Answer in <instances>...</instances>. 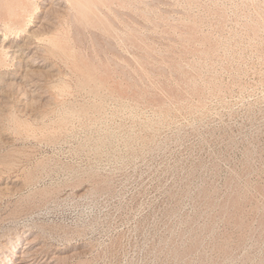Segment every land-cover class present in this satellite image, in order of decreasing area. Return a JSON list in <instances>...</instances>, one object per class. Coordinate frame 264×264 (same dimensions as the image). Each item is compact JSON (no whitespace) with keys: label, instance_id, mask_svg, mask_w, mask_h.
Wrapping results in <instances>:
<instances>
[{"label":"rangeland","instance_id":"1","mask_svg":"<svg viewBox=\"0 0 264 264\" xmlns=\"http://www.w3.org/2000/svg\"><path fill=\"white\" fill-rule=\"evenodd\" d=\"M3 1L0 0V81L4 84L0 82V110L4 111H0V264L8 259H12L9 264H15L13 255L24 246L37 250L50 264H264V0H106L108 5L100 7L103 9L95 13L88 27L70 20V12H64L58 0ZM6 8L14 14L15 25H5ZM140 10L149 14L144 11V16ZM200 18L205 20L202 25ZM75 25L79 30L74 32ZM94 32L101 36L95 37ZM105 39L113 44L106 45ZM152 54L158 60H152ZM164 60L171 62L162 63ZM154 69L159 70L156 73Z\"/></svg>","mask_w":264,"mask_h":264},{"label":"bare ground","instance_id":"2","mask_svg":"<svg viewBox=\"0 0 264 264\" xmlns=\"http://www.w3.org/2000/svg\"><path fill=\"white\" fill-rule=\"evenodd\" d=\"M4 1H5V0H4ZM4 1H3V2H4ZM30 1H31V0H30ZM48 1H49V0H48ZM110 1H111V0H110ZM123 1H125V0H123ZM123 1H122V2H123ZM133 1H134V0H133ZM133 1H131V2H133ZM181 1H182V0H181ZM183 1H184V0H183ZM188 1H189V0H188ZM195 1H198V0H195ZM199 1H200V0H199ZM199 1H198V2H199ZM238 1H239V0H238ZM248 1H249V0H248ZM251 1H252V0H251ZM251 1H250V2H251ZM262 1H263V0H262ZM1 2H2V1H1ZM35 2H36V1H35ZM44 2H45V1H44ZM44 2H43V3H44ZM50 2H52V0H51ZM57 2H60L59 4L62 5L63 10H65L64 12H67V13L70 12L69 15L72 17V19L70 18V20L75 19L76 21L79 22V24H81V25H85V26H87V27H88V25L90 24V19L95 17V13H96L99 9H100V10L103 9V8H100V7H105V8H106V4H107V3L105 4V2H107L106 0H60V1L58 0ZM57 2H56V3H57ZM118 2H119V1H118ZM120 2H121V1H120ZM122 2H121V3H122ZM131 2H130L129 4H131ZM193 2H194V1H193ZM242 2H243V1L241 0V3H242ZM250 2H249V3H250ZM263 2H264V1H263ZM4 3H5V2H4ZM121 3H120V4H121ZM133 3H134V2H133ZM187 3H188V2H187ZM189 3H191V0H190ZM189 3H188V4H189ZM255 3H257V2H255ZM28 4H29V3H28ZM49 4H50V3H49ZM51 4H52V3H51ZM51 4H50L49 7H51ZM116 4H117V3H116ZM125 4H126V2H125ZM129 4H128V5H129ZM200 4H201V3H200ZM247 4H248V3H247ZM259 4H260V3H259ZM5 5H6V4H5ZM32 5H33V4H32ZM45 5H46V4H45ZM57 5H58V3H57ZM107 5H108V4H107ZM111 5H113L112 2H111ZM192 5H193V4H192ZM195 5H196V4H195ZM197 5H198V4H197ZM238 5H240V2H239ZM241 5H242V4H241ZM241 5H240V6H241ZM250 5H251V4H250ZM256 5H257V4H256ZM261 5H262V4H261ZM261 5H260V6H261ZM29 6H30V5H29ZM43 6H44V5H43ZM113 6H114V5H113ZM113 6H112V7H113ZM118 6H120V5H118ZM118 6H117V7H118ZM131 6H132V4H131ZM190 6H191V5H190ZM199 6H200V5H199ZM204 6H205V5H204ZM209 6H210V5H209ZM248 6H249V5H248ZM248 6H247V7H248ZM31 7H32V6H31ZM38 7H39V6H38ZM59 7H60V6H59ZM109 7H110V5H109ZM121 7H123V5L120 6V8H121ZM132 7H133V6H132ZM202 7H203V5H202ZM238 7H239V6H238ZM251 7H252V5H251ZM263 7H264V6H263ZM34 8H35V7H34ZM42 8H44V7H42ZM42 8H41V9H42ZM52 8H53V6H52ZM55 8H56V7H55ZM115 8H116V7H115ZM115 8H114V9H115ZM120 8H119V9H120ZM208 8H209V7H208ZM219 8H220V7H219ZM219 8H218V9H219ZM254 8H255V7H254ZM254 8H253V9H254ZM107 9H108V8H107ZM110 9H112V8L110 7ZM114 9H113V10H114ZM123 9H124V8H123ZM126 9H127V8H125V10H126ZM131 9H132V8H131ZM212 9H213V8H212ZM218 9H217V11L220 12V10H218ZM243 9H244V8H243ZM49 10H50V9H49ZM49 10H48V12H49ZM51 10H52V9H51ZM55 10H56V9H55ZM113 10H112V11H113ZM115 10H116V9H115ZM127 10H128V9H127ZM133 10H134V9H133ZM149 10H150V9H149ZM221 10H223V9H221ZM240 10H242V9H240ZM259 10H260V9H258L257 11H259ZM18 11H19V10H18ZM108 11H109V9H108ZM112 11H110V14H112V13H111ZM122 11H123V10H122ZM131 11H132V10H131ZM140 11H141V10H140ZM140 11H139V12H140ZM144 11H145V10H144ZM144 11H141V12H144ZM213 11H214V10H213ZM245 11H246V10H245ZM245 11H244V12H245ZM250 11H251V10H250ZM252 11H254V10H252ZM32 12H33V10H32ZM42 12H44V10H43ZM52 12H53V11H52ZM52 12H51V13H52ZM59 12H60V10L58 11V13H59ZM61 12H62V10H61ZM116 12H118V10H116ZM116 12H115V13H116ZM120 12H121V11H120ZM132 12H133V11H132ZM145 12H147V10H146ZM145 12H144V14H145ZM208 12H209V11H208ZM242 12H243V10H242ZM242 12H241V13H242ZM6 13H7L8 17L6 16L7 19H6V21H4L5 25H6L7 23H8V24H11V23L14 24V20H15V19H14V14H13V13L11 12V10L8 9V8H6V12H5V14H6ZM37 13H38V12H37ZM62 13H63V12H62ZM67 13H65V14H67ZM100 13H101V12H100ZM105 13H106V12H105ZM105 13H104V16L107 14V13H106V14H105ZM118 13H119V12H118ZM147 13H148V12H147ZM147 13H146V14H147ZM210 13H211V12H210ZM221 13H222V12H221ZM223 13H224V12H223ZM246 13H247V11H246ZM248 13H252V12H248ZM259 13H260V12H259ZM263 13H264V12H263ZM30 14H31V13H30ZM35 14H36V13H35ZM44 14H47V13H44ZM120 14H121V13H120ZM146 14H145L144 16H147ZM148 14H149V13H148ZM218 14H219V13H218ZM42 15H43V14H42ZM51 15H52V14H51ZM96 15H97V14H96ZM100 15H101V14H100ZM114 15H115V14H114ZM209 15H210V14H209ZM243 15H244V14H243ZM257 15H258V14H257ZM263 15H264V14H263ZM263 15H262V16H263ZM3 16H5V15H3ZM53 16H54V15H53ZM57 16H59V15H57ZM62 16H63V15H62ZM64 16H65V15H64ZM64 16H63V17H64ZM67 16H68V14H67ZM106 16H107V15H106ZM108 16H109V15H108ZM111 16H112V15H111ZM117 16H118V15H117ZM117 16H115V17H117ZM148 16H149V15H148ZM213 16H215V15H213ZM252 16H253V15H252ZM252 16H251V17H252ZM254 16H255V15H254ZM259 16H260V15H259ZM6 17H4V18H6ZM102 17H103V16H102ZM109 17H110V16H109ZM109 17H108V18H109ZM188 17H189V15H188ZM191 17H192V16H191ZM191 17H190V18H191ZM193 17H194V16H193ZM223 17H225V16H223ZM245 17H246V16H245ZM248 17H249V16H247V18H248ZM41 18H42V17H41ZM45 18H46V17H45ZM50 18H51V17H50ZM56 18H57V17H56ZM56 18H55V19H56ZM61 18H62V17H61ZM119 18L122 19V16H120ZM149 18H150V17H149ZM159 18H160V17H159ZM162 18H165V17H162ZM201 18H202V17H201ZM201 18H200V19H201ZM209 18H210V17H209ZM217 18H218V16H217ZM219 18H220V17H219ZM260 18L263 19L262 17H260ZM260 18H259V20H260ZM53 19H54V18H53ZM104 19H105V18H104ZM116 19H117V18H116ZM193 19H195V18H193ZM200 19H199V20H200ZM242 19H243V18H242ZM251 19H252V18H251ZM255 19H256V18H255ZM1 20H2V19H1ZM1 20H0V21H1ZM20 20H21V19H20ZM41 20H42V19H41ZM44 20H45V19H44ZM51 20H52V18H51ZM58 20H59V19H58ZM70 20H69V22H70ZM109 20H111V18H110ZM123 20H124V18H123ZM146 20H148V19H146ZM149 20H150V19H149ZM178 20H179V19H178ZM181 20H182V19H180V21H181ZM186 20H187V19H186ZM188 20H189V19H188ZM190 20H191V19H190ZM202 20H204V18L200 20V25L203 24V23H202ZM218 20H220V19H218ZM224 20H225V19H224ZM257 20H258V19H257ZM16 21H17V20H16ZM16 21H15V24H16ZM42 21H43V20H42ZM105 21H106V20H105ZM124 21H126V20H124ZM124 21H123V22H124ZM165 21H166V19H165ZM184 21H185V20H184ZM191 21L194 22L193 20H191ZM197 21H198V20H196V22H197ZM211 21H212V20H211ZM225 21H226V20H225ZM245 21H247V20H245ZM245 21H244V22H245ZM251 21H252V20H251ZM251 21H250V23H251ZM58 22H59V21H58ZM61 22H62V21H61ZM94 22H95V21H94ZM106 22H108V21H106ZM111 22L113 23L114 20H113V21L111 20ZM123 22H122V23H123ZM126 22H127V21H126ZM186 22H187V21H186ZM189 22H190V21H189ZM204 22H205V20H204ZM221 22H223V21H221ZM256 22H257V21H256ZM258 22H259V21H258ZM261 22H262V21H261ZM17 23H19V22H17ZM43 23H44V22H43ZM54 23L57 25L56 22H54ZM65 23H66V22H65ZM73 23H75V21H74V22H73V21L71 22L72 25H73ZM122 23H121V24H122ZM130 23H131V22H130ZM177 23H178V22H177ZM177 23H176V24H177ZM201 23H202V24H201ZM206 23H207V22H206ZM246 23H247V22H246ZM254 23H255V22H254ZM15 24H14V25H15ZM63 24H64V23H63ZM66 24H67V23H66ZM66 24H65V25H66ZM92 24H93V23H92ZM108 24H109V22H108ZM113 24H115V23H113ZM124 24H125V22H124ZM124 24H123V25H124ZM126 24H127V23H126ZM131 24H132V23H131ZM181 24H182V23H181ZM181 24H180V25H181ZM189 24H191V22H190ZM212 24H213V23H212ZM222 24H223V23H222ZM222 24H220V25L222 26ZM244 24H245V23H244ZM258 24H260V23H258ZM258 24H257V26H258ZM44 25H45V24H44ZM68 25H69V24H68ZM76 25H77V22H76ZM76 25H75V26H76ZM128 25H129V24H128ZM172 25H174V24H172ZM180 25H178V26H180ZM193 25H194V23H193ZM208 25H209V24H208ZM251 25H252V24H251ZM261 25H262V23H261ZM20 26H21V25H20ZM42 26H43V25H42ZM46 26H47V25H46ZM48 26H49V25H48ZM59 26H61V25H59ZM85 26H84V27H85ZM90 26H91V25H90ZM92 26H94V25H92ZM118 26H119V25H118ZM174 26H175V25H174ZM174 26H173V27H174ZM196 26L199 27V25H197V24H196ZM248 26H250V25H248ZM248 26H247V27H248ZM255 26H256V25H255ZM1 27H2V26H1ZM1 27H0V28H1ZM21 27H22V26H21ZM56 27H58V26H56ZM64 27H65V26H64ZM69 27H70V26H69ZM78 27H79V26H76V28H74V26H73V28L75 29V30H73V31L75 32L76 29H77V31H78V30H79ZM84 27H82V29H84ZM104 27H105V26H104ZM111 27H112V26H111ZM116 27H117V26H116ZM131 27H132V26H131ZM175 27H176V26H175ZM180 27H181V26H180ZM183 27H185V25H184ZM183 27H181V28L183 29ZM191 27H192V26H191ZM198 27H197V28H198ZM247 27H246V30H247ZM27 28H28V27H27ZM41 28H42V27H41ZM43 28H44V27H43ZM45 28H46V27H45ZM45 28H44V29H45ZM47 28H48V27H47ZM52 28H53V27H51V29H52ZM54 28H55V27H54ZM54 28H53V29H54ZM58 28H60V27H58ZM67 28H68V26H67ZM85 28H86V27H85ZM90 28H91V27H90ZM90 28H88V29H90ZM112 28H113V27H112ZM124 28H125V27H124ZM129 28H130V27H129ZM129 28H128V29H129ZM171 28H172V27H171ZM171 28H170V29H171ZM181 28H180V29H181ZM194 28H195V26H194ZM199 28H200V27H199ZM217 28H219V27H217ZM220 28H222V27H220ZM244 28H245V27H244ZM255 28H256V27H255ZM255 28H252V29H254V31H255V30H257V29H255ZM257 28H258V27H257ZM3 29H4V28H3ZM13 29H14V28H13ZM38 29H39V28H38ZM53 29H52V30H53ZM69 29H71V28H69ZM105 29H106V28H105ZM114 29H115V28H114ZM125 29H127V28H125ZM131 29H132V28H131ZM135 29H136V28H135ZM135 29H134V30H135ZM167 29H168V28H167ZM172 29H173V28H172ZM172 29H171V30H172ZM182 29H181V30H182ZM185 29H187V28L185 27ZM192 29H193V28H192ZM214 29H215V28H214ZM249 29H250V28H249ZM261 29H262V28H261ZM0 30H1V29H0ZM41 30H42V29H41ZM52 30H51V31H52ZM55 30H56V29H55ZM84 30H85V29H84ZM86 30H87V29H86ZM134 30H133V31H134ZM136 30H138V29H136ZM164 30H165V29H164ZM171 30H170V32H171ZM190 30H191V28H190ZM5 31H6V30H5ZM9 31H10V30H9ZM9 31H8V34H9ZM14 31H15V30H14ZM28 31H29V29H28ZM37 31H38V30H37ZM37 31H36V33H37ZM61 31H62V30H61ZM64 31H65V33H66L67 29L64 30ZM88 31H89V30H88ZM95 31H96V30H95ZM98 31H99V30H98ZM102 31H103V30H102ZM116 31H117V30H116ZM116 31H115V32H116ZM120 31H121V30H120ZM128 31H129V30H128ZM188 31H189V29H188ZM195 31H196V30H195ZM248 31H249V30H248ZM248 31H247V32H248ZM259 31H260V30H259ZM11 32H12V31H11ZM26 32H27V31H26ZM26 32H24V33L26 34ZM29 32H30V31H29ZM40 32H41V31H40ZM45 32H47V31H45ZM68 32H70V30H69ZM81 32H84V31H81ZM91 32H92V31H91ZM91 32H90V33H91ZM103 32H104V31H103ZM123 32H124V31H123ZM166 32L168 33L167 30H166ZM166 32H165V33H166ZM173 32H174V31H173ZM176 32H178V30H177ZM184 32H186V31L184 30ZM184 32H182V33H184ZM196 32H197V31H196ZM250 32H251V31H250ZM256 32H257V31H256ZM5 33H6V32H5ZM19 33H20V32H19ZM36 33H35V34H36ZM49 33H50V32H49V30H48V34H49ZM58 33H59V32H58ZM58 33H57V34H58ZM62 33H63V32H62ZM77 33H80V32H77ZM77 33H76V34H77ZM127 33H128V32H127ZM130 33H131V32H130ZM174 33H175V32H174ZM190 33H191V31H190ZM190 33L187 32L188 36H189ZM211 33H214L213 30L211 31ZM248 33H249V32H248ZM252 33H253V32H252ZM258 33H260V32H258ZM258 33H257V34H258ZM14 34H15V33H14ZM30 34H31V35H35V34H32V33H30ZM30 34H28V35L30 36ZM39 34H40V33H39ZM68 34H69V33H68ZM72 34H73V32H72ZM76 34H74V35H72V36L75 37ZM80 34L83 35V33H80ZM86 34H87V33H86ZM88 34H89V33H88ZM94 34H95V32H94ZM96 34H97V33H96ZM96 34H95V37L101 36V35H99V32H98V35H97V36H96ZM100 34H101V33H100ZM119 34H121V33H119ZM124 34H126V33H124ZM132 34H135V33L133 32ZM139 34H140V33H139ZM175 34H176V33H175ZM187 34H186V35H187ZM203 34H204V33H203ZM18 35H21V34H18ZM28 35H27V36H28ZM44 35H45V34H44ZM50 35H51V34H50ZM55 35H56V32H54V36H55ZM58 35H59V34H58ZM60 35H61V34H60ZM91 35H92V33H91ZM91 35H90V37H91ZM103 35H104V34H103ZM105 35H106V34H105ZM170 35H171V34H170ZM182 35H184V34H182ZM195 35H196V34H195ZM198 35H199V34H198ZM204 35H205V34H204ZM208 35H209V34H208ZM3 36H4V35H3ZM24 36H25V35H24ZM27 36H26V37H27ZM35 36H36V35H35ZM35 36H34V37H35ZM61 36H63V35H61ZM66 36H67V34H66ZM68 36H69V35H68ZM68 36H67V37H68ZM77 36H79V34H78ZM88 36H89V35H88ZM112 36H113V35H112ZM120 36H122V35H120ZM142 36H143V34H142ZM188 36H187V37H188ZM190 36H192V35H190ZM199 36H200V35H199ZM253 36H254V34H253ZM259 36H260V35H259ZM32 37H33V36H32ZM32 37H31V38H32ZM36 37H37V36H36ZM36 37H35V38H36ZM38 37H39V36H38ZM41 37H42V36H41ZM56 37H57V36H56ZM58 37L60 38V36H58ZM63 37H64V36H63ZM63 37H62V38H63ZM67 37H65V39H66ZM74 37H72V38H74ZM79 37H81V36H79ZM95 37H94V35H93V37H91V38H93V40H94ZM103 37H104V36H103ZM122 37H123V36H122ZM133 37H134V36H133ZM137 37H138V36H137ZM144 37H145V36H144ZM178 37H179V36H178ZM200 37H201V36H200ZM200 37H199V38H200ZM205 37H206V35H205ZM211 37H212V35H211ZM213 37H214V36H213ZM250 37H251V36H250ZM254 37H255V36H254ZM21 38H22V37H21ZM29 38H30V37H29ZM35 38H32V39L34 40ZM53 38H54V37H53ZM75 38H76V37H75ZM83 38H84V35H83ZM88 38H89V37H88ZM123 38H124V37H123ZM145 38H146V37H145ZM176 38H177V36H176ZM208 38H209V36H208ZM255 38L258 39V37H255ZM2 39H3V38H2ZM27 39H28V38H26V40H27ZM44 39H45V38H44ZM55 39H57V38H55ZM63 39H64V38H63ZM63 39H62V40H63ZM81 39H82V37H81ZM81 39H77V40H81ZM98 39H102V37H101V38H98ZM130 39H131V38H130ZM132 39H133V38H132ZM135 39H137V38L135 37ZM184 39H185V38H184ZM189 39H190V38H189ZM189 39H187V40H189ZM193 39H194V38H193ZM201 39H203V38H201ZM209 39H210V38H209ZM214 39H216V38H214ZM253 39H254V38H253ZM6 40H7V39H6ZM19 40H20V39H19ZM28 40H30V39H28ZM47 40H48V38H47ZM103 40H104V39H103ZM103 40H102V42H103ZM105 40H107V39H105ZM116 40H117V39H116ZM133 40H134V39H133ZM185 40H186V39H185ZM185 40H184V42H185ZM191 40H192V39H191ZM8 41H9V39H8ZM31 41H32V40H31ZM39 41H40V40H39ZM44 41H45V40H44ZM44 41H42V42H44ZM73 41H74V39H73ZM73 41H71V43H70V42H69V43L72 44ZM85 41H86V39H85ZM95 41H96V40H95ZM95 41H94V42H95ZM100 41H101V40H100ZM100 41H99V42H100ZM126 41H127V40H126ZM128 41H129V40H128ZM192 41H193V40H192ZM194 41L197 42L196 40H194ZM198 41H199V40H198ZM203 41H204V40H203ZM5 42H7V41H5ZM10 42H12V41H10ZM26 42H27V41H26ZM26 42H25V43H26ZM67 42H68V41H67ZM78 42H79V41H78ZM81 42H82V40H81ZM96 42L98 43V41H96ZM96 42H95V43H96ZM108 42H109V41L107 40V42H106L107 44H106V45H108ZM110 42H111V41H110ZM110 42H109V44H110ZM112 42H113V41H112ZM112 42H111V43H112ZM140 42H141V41H140ZM142 42H144V41H142ZM181 42H182V41H181ZM190 42H191V41L189 40V43H190ZM205 42H206V41H205ZM218 42H219V41H218ZM1 43H2V42H1ZM3 43H4V42H3ZM14 43H15V42H14ZM28 43H29V42H28ZM49 43H50V41H49ZM49 43H47V44H49ZM74 43H76V42H74ZM82 43H83V42H82ZM84 43H85V42H84ZM104 43H105V42H104ZM118 43H119V42H118ZM146 43H147V42H146ZM178 43H179V42H178ZM186 43H187V42H186ZM200 43H202V42L200 41L199 44H200ZM206 43H208V41H207ZM212 43L215 44V42H212ZM255 43H256V42H255ZM17 44H20V42L17 43ZM17 44H15V45H17ZM35 44H36V46H37V43H36V42H35ZM41 44H42V43H41ZM65 44H66V43H65ZM70 44H69V45H70ZM98 44H99V43H98ZM112 44H113V43H112ZM120 44H121V43H120ZM127 44H128V43H127ZM127 44H126V45H127ZM132 44H133V43H132ZM138 44H139V42H138ZM138 44L136 43V45H138ZM141 44H142V43H141ZM148 44H149V43H148ZM179 44H180V43H179ZM208 44H211V43L209 42ZM1 45H2V44H1ZM1 45H0V46H1ZM4 45H5V44H4ZM24 45H25V44H24ZM26 45H27V44H26ZM38 45H39V44H38ZM56 45H57V44H56ZM61 45H62V44H61ZM63 45H64V44H63ZM76 45H77V44H76ZM84 45H85V44H84ZM88 45H89V44H88ZM88 45H87V46H88ZM94 45H95V44H94ZM100 45H101V44H100ZM116 45H117V44H116ZM116 45H114V46H116ZM124 45H125V44H124ZM133 45H134V44H133ZM152 45H153V44H152ZM181 45H182V44H181ZM188 45H189V44H188ZM197 45H198V42H197ZM197 45H196V47H197ZM200 45H202V44H200ZM212 45H213V44H212ZM21 46H22V45H21ZM44 46H45V45H44ZM47 46H48V45H47ZM47 46L45 47L46 49H47ZM49 46H50V44H49ZM51 46L53 47L52 44H51ZM81 46H82V45H81ZM96 46H97V44H96ZM150 46H151V45H150ZM153 46H154V45H153ZM179 46H180V45H179ZM179 46H178V47H179ZM182 46H183V45H182ZM189 46H190V45H189ZM202 46H203V45H202ZM17 47H18V46H17ZM33 47H34V46H33ZM40 47H41V45H40ZM40 47H39V48H40ZM74 47H75V46H74ZM84 47H85V46H84ZM94 47H95V46H94ZM100 47L102 48V46H100ZM100 47H98V48L100 49ZM123 47H126V46H123ZM132 47H135V46H132ZM144 47H145V46H144ZM187 47H188V46H187ZM187 47H186V48H187ZM194 47H195V45H194ZM214 47H215V46H214ZM216 47H218V44H217ZM1 48H2V47H1ZM4 48H5V47H4ZM28 48H29V46H28ZM31 48H32V47H31ZM35 48H36V47H35ZM41 48H42V47H41ZM66 48H67V47H66ZM71 48H72V46H71ZM76 48H77V50L80 49V48H78V47H76ZM82 48H83V47H82ZM82 48H81V49H82ZM92 48H93V47H92ZM114 48H115V47H113L112 49H114ZM154 48H155V47H154ZM182 48H183V47H182ZM188 48H190V47H188ZM7 49H8V48H7ZM52 49H53V48H52ZM62 49H63V48H62ZM74 49H75V48H74ZM74 49H73V50H74ZM88 49H89V48H88ZM108 49H109V46H108ZM110 49H111V47H110ZM112 49H111V50H112ZM122 49H123V48H122ZM183 49H184V48H183ZM27 50H28V49H27ZM35 50H36V49H35ZM64 50H66V49H64ZM64 50H63V51H64ZM93 50H94V49H93ZM93 50H92V51H93ZM116 50H117V49H116ZM133 50H134V49H133ZM145 50H146V48L144 49V52H145ZM154 50H155V49H154ZM194 50H195V49H193V52H194ZM211 50H212V49L210 48V51H211ZM4 51H5V50H4ZM7 51H8V50H7ZM10 51H11V50H10ZM30 51H32V50H30ZM36 51H37V50H36ZM39 51H40V50H39ZM49 51H50V50H49ZM71 51H72V49H71ZM79 51H80V50H79ZM82 51H83V49H82ZM82 51H81V52H82ZM89 51H90V49L88 50V52H89ZM99 51H100V53H101V52L103 51V48H102V51H101V50H99ZM104 51H105V50H104ZM113 51H114V50H113ZM117 51H118V50H117ZM130 51H131V50H130ZM157 51H158V50H157ZM171 51H172V50H171ZM181 51H183V50H181ZM196 51H199V50L197 49ZM215 51H216V50H215ZM217 51H218V50H217ZM0 52H1V51H0ZM17 52H19V51H17ZM23 52H24V51H23ZM40 52H42V51H40ZM60 52H61V51H60ZM60 52H59V53H60ZM90 52H91V51H90ZM96 52H97V51H96ZM105 52H106V51H105ZM107 52L109 53V51H107ZM128 52H129V51H128ZM128 52H127V53H128ZM135 52H136V51H135ZM150 52H151V51H150ZM172 52H173V51H172ZM175 52H176V51H175ZM179 52H180V51H179ZM179 52H178V53H179ZM200 52H201V51H200ZM205 52H206V50H205ZM207 52H209V51H207ZM2 53H3V52H2ZM14 53H15V52H14ZM36 53H37V52H36ZM57 53H58V52H57ZM83 53H84V51H83ZM137 53H138V52H137ZM139 53H140V52H139ZM190 53H192V52H190ZM194 53H195V52H194ZM0 54H1V53H0ZM15 54H16V53H15ZM18 54H19V53H18ZM67 54H68V53H67ZM67 54H66V55H67ZM69 54H71V53H69ZM79 54H80V52H79ZM79 54H78V55H79ZM90 54H91V53H90ZM92 54H93V53H92ZM102 54H104V53H102ZM113 54H114V53H113ZM113 54H110V55H113ZM134 54H135V53H134ZM134 54H133V56L135 57ZM142 54H143V53H142ZM157 54H158V53H157ZM182 54H183V53H182ZM185 54H186V53H185ZM185 54H184V55H185ZM199 54H200V53H199ZM201 54H202V53H201ZM203 54H204V53H203ZM211 54H212V53H211ZM211 54H210V55H211ZM5 55H6V54H5ZM5 55H4V56H5ZM38 55H39V53H38ZM52 55H54V53H52ZM71 55H72V54H71ZM75 55H76V54H75ZM78 55H77V56H78ZM81 55H82V54H81ZM99 55H100V54H99ZM143 55H144V54H143ZM154 55H155V54H154ZM197 55H198V54H197ZM205 55H206V54H205ZM214 55H215V54H214ZM4 56H2V57H4ZM42 56H43V55H42ZM49 56H50V55H49ZM102 56H103V55H102ZM102 56H100V58H101ZM104 56H105V54H104ZM104 56H103V57H104ZM126 56H127V55H126ZM156 56H157V55H156ZM158 56H159V55H158ZM180 56H181V54H180ZM5 57H6V56H5ZM9 57H10V56H9ZM9 57H8V58H9ZM29 57H30V56H29ZM50 57H51V56H50ZM52 57H53V56H52ZM71 57H72V56H71ZM103 57H102V58H103ZM108 57H109V55H108ZM131 57H132V56H131ZM134 57H133V58H134ZM140 57H141V56H140ZM144 57H145V56H143V58H144ZM152 57H153L152 60H154V58L156 59V57H154L153 54H152ZM168 57H169V56H168ZM178 57H179V56H178ZM198 57H199V55H198ZM203 57H204V56H203ZM214 57H215V56H214ZM14 58H15V57H14ZM34 58H35V57H34ZM48 58H49V57H48ZM54 58H55V56H54ZM59 58H60V57H59ZM67 58H68V57H67ZM69 58H70V57H69ZM69 58H68V59H69ZM83 58H86V57H82V59H83ZM88 58H89V57H88ZM93 58H94V57H93ZM96 58H98V57L96 56ZM129 58H130V57H129ZM136 58H137V57H136ZM138 58H139V57H138ZM146 58H147V57H146ZM187 58H188V57H187ZM200 58H201V57H200ZM209 58H210V57H209ZM40 59H41V58H40ZM52 59H53V58H52ZM57 59H58V58H57ZM60 59H61V58H60ZM64 59H65V58H64ZM86 59H87V58H86ZM89 59H91V57H90ZM104 59H105V58H104ZM104 59H102V60H104ZM108 59H109V58H108ZM110 59H111V57H110ZM110 59H109V60H110ZM124 59H125V58H124ZM126 59H127V58H126ZM134 59H135V58H134ZM149 59H150V58H149ZM160 59H161V58H160ZM173 59H174V57H173ZM178 59H179V58H178ZM183 59H184V58H183ZM214 59H215V58H214ZM2 60H3V59H2ZM8 60H9V59H8ZM48 60H50V58H49ZM53 60H54V59H53ZM58 60H59V59H58ZM91 60H92V59H91ZM105 60H106V59H105ZM140 60H141V58H140ZM144 60L147 61L146 59H144ZM152 60H151V61H152ZM156 60H158V59H156ZM171 60H172V59H171ZM201 60H202V59H201ZM207 60H208V59H207ZM12 61H13V59H12ZM19 61H20V59H19ZM19 61H18V62H19ZM30 61H31V59H30ZM40 61H41V60H40ZM44 61H45V58H44ZM44 61H43V62H44ZM54 61H55V60H54ZM56 61H57V60H56ZM59 61H62V62H63V60H59ZM64 61H66V60H64ZM79 61H80V60H79ZM97 61H98V60H97ZM124 61H125V60H124ZM124 61H123V62H124ZM127 61H128V60H127ZM132 61H133V60H132ZM142 61H143V60H142ZM145 61H144V62H145ZM167 61H169V60H166V62H165V60H164V62H162V63H165V64H166ZM178 61H179V60H178ZM5 62H6V61H5ZM16 62H17V60H16ZM31 62H32V64H33L34 60L31 61ZM41 62H42V61H41ZM72 62H76V61H72ZM84 62H85V61H84ZM87 62H88V61H87ZM100 62H101V61H100ZM116 62H117V61H116ZM116 62H115V63H116ZM120 62H121V61H120ZM129 62H130V60H129ZM135 62H136V61H135ZM147 62H148V61H147ZM153 62H155V61H153ZM159 62H160V61H159ZM169 62H171V61H169ZM172 62H173V60H172ZM179 62H180V61H179ZM210 62H211V60H210ZM6 63H7V62H6ZM20 63H21V62H20ZM39 63H40V62H39ZM49 63H50V62H49ZM76 63H78V60H77ZM94 63H95V62H94ZM106 63L108 64V62H106ZM115 63H114V64H115ZM117 63H119V62H117ZM157 63H158V62H157ZM180 63H181V62H180ZM188 63H189V61H188ZM21 64H22V63H21ZM46 64H48V63H46ZM55 64H56V63H55ZM65 64H66V63H65ZM91 64H92V63H91ZM99 64H101V63H99ZM103 64H104V62H103ZM110 64H111V63H110ZM119 64H120V63H119ZM126 64L128 65V63H126ZM133 64H134V63H133ZM133 64H132V65H133ZM148 64H149V63H148ZM151 64H152V63H151ZM151 64H150V65H151ZM160 64H161V63H160ZM174 64H175V63H174ZM174 64H173V65H174ZM192 64H193V63H192ZM71 65H72V64H71ZM81 65H83L82 62H81ZM93 65H94V64H93ZM108 65H109V64H108ZM108 65H107V66H108ZM115 65H117V64H115ZM121 65H122V64H121ZM152 65H153V64H152ZM154 65H155V64H154ZM182 65H183V64H182ZM190 65H191V63H190ZM193 65H194V64H193ZM195 65H196V64H195ZM0 66H2V64H1ZM18 66H19V65H18ZM48 66H49V65H48ZM51 66H52V65H51ZM51 66H49V67L51 68ZM55 66H56V65H55ZM97 66H98V65H97ZM99 66H100V65H99ZM122 66H123V65H122ZM130 66H131V65H130ZM139 66H140V65H139ZM148 66H149V65H148ZM183 66H185V65H183ZM52 67H53V66H52ZM120 67H121V66H120ZM132 67H134V66H132ZM136 67H137V66H136ZM157 67H158V66H157ZM170 67H172V66H170ZM179 67H180V66H179ZM188 67H189V66H188ZM193 67H194V66H193ZM196 67H197V65H196ZM18 68H19V67H18ZM96 68H97V67H96ZM108 68H109V67H108ZM121 68H122V67H121ZM123 68H124V67H123ZM126 68H127V66H126ZM128 68H129V66H128ZM128 68H127V70H128ZM134 68H135V67H134ZM146 68H147V67H146ZM158 68H159V67H158ZM172 68H173V67H172ZM176 68H178V67H176ZM181 68H182V67H181ZM184 68H185V67H184ZM20 69H21V68H20ZM30 69H31V68H30ZM41 69H42V68H41ZM45 69H46V68H45ZM82 69H83V68H82ZM88 69H89V68H88ZM117 69H118V68H117ZM129 69H130V68H129ZM132 69H133V68H132ZM132 69H131V70H132ZM149 69H150V68H149ZM151 69H153V68H151ZM159 69H161V68H159ZM159 69H158V70H159ZM22 70H23V69H22ZM49 70H50V69H49ZM53 70H54V69H53ZM70 70H71V69H70ZM89 70H90V69H89ZM97 70H98V68H97ZM101 70H102V69H101ZM105 70H106V69H105ZM112 70H113V69H112ZM127 70H126V71H127ZM134 70H135V69H134ZM136 70H137V69H136ZM143 70H144V69H143ZM154 70H155V69H154ZM154 70H152V71H154ZM156 70H157V69H156ZM156 70H155V71H156ZM158 70H157V71H158ZM168 70H170V69H168ZM172 70H173V69H172ZM2 71H3V70H2ZM2 71H1V72H2ZM18 71H19V70H18ZM30 71H31V70H30ZM30 71H29V72H30ZM32 71H33V70H32ZM35 71H36V70H35ZM35 71L33 72V74L36 73ZM81 71H82V70H81ZM122 71H124V70H122ZM138 71H139V70H138ZM138 71H137V72H138ZM152 71H151V72H152ZM157 71H156V73H157ZM160 71H161V70H160ZM160 71H159V72H160ZM162 71H163V70H162ZM162 71H161V74H162ZM170 71H171V70H170ZM173 71H174V70H173ZM189 71H190V70H189ZM1 72H0V73H1ZM9 72H10V71H9ZM9 72H8V73H9ZM20 72H21V71H20ZM24 72H27V71H25V69H24ZM37 72H38V70H37ZM57 72H58V71H56L55 73H57ZM76 72H77V71H76ZM93 72H94V71H93ZM98 72H99V71H98ZM100 72H101V71H100ZM110 72H111V71H110ZM117 72H118V71H117ZM144 72H146V71H144ZM166 72H167V71H166ZM14 73H15V72H14ZM47 73H48V72H47ZM50 73H51V72H50ZM50 73H49V75H50ZM103 73H104V70H103ZM106 73H107V72H106ZM108 73H109V72H108ZM108 73H107V74H108ZM120 73H122V72H120ZM128 73H129V72H128ZM141 73H142V72H141ZM141 73H140V74H141ZM148 73H149V72H148ZM154 73H155V72H154ZM156 73H155L154 75H157ZM168 73H169V72H168ZM168 73H167V74H168ZM171 73H172V72H171ZM194 73H195V72H194ZM6 74H7V73H6ZM16 74H17V73H16ZM28 74H32V72H31V73H28ZM36 74H37V73H36ZM36 74H35V75H36ZM43 74H44V73H43ZM110 74H111V73H110ZM112 74H113V73H112ZM112 74H111V76H112ZM114 74H115V73H114ZM132 74H133V73H132ZM134 74L136 75V73H134ZM134 74H133L132 76H134ZM144 74H146V73H144ZM191 74H192V73H191ZM198 74H199V73H198ZM11 75H12V74H11ZM18 75H19V74H18ZM18 75H17V76H18ZM21 75H22V74H21ZM21 75H20V76H21ZM25 75H26V73H25ZM35 75H34V76H35ZM53 75H54V74H53ZM104 75H106V74L104 73ZM121 75H123V73H122ZM121 75H120V76H121ZM129 75H131V74H129ZM138 75H139V74H138ZM138 75H137V76H138ZM147 75H148V74H147ZM171 75H172V74H171ZM192 75H193V74H192ZM194 75H195V74H194ZM3 76H4V75H3ZM5 76H6V75H5ZM14 76H15V75H14ZM36 76H37V75H36ZM41 76H44V75L41 74L40 77H41ZM50 76H52V74H51ZM50 76H49V77H50ZM54 76H55V75H54ZM54 76H53V77H54ZM57 76H58V75H57ZM108 76L110 77V75H108ZM115 76H116V75H115ZM124 76H125V74H124ZM158 76H159V75H158ZM158 76H157V77H158ZM163 76H164V75H162V77H163ZM168 76H169V75H168ZM168 76H167V77H168ZM178 76H179V75H178ZM210 76H211V75H210ZM6 77H7V76H6ZM28 77H30V76H28ZM38 77H39V75H38ZM38 77H35V78H38ZM46 77H47V76H46ZM55 77H56V76H55ZM55 77H54V78H55ZM84 77H85V76H84ZM96 77H97V76H96ZM211 77H212V76H211ZM0 78H1V77H0ZM10 78H11V77H10ZM22 78H23V76H22ZM107 78H108V77H107ZM118 78H120V77H118ZM139 78H140V77H139ZM147 78H148V76H147ZM151 78H153V77H151ZM165 78H166V77H165ZM189 78H190V76H189ZM2 79H3V78H2ZM17 79H18V78H17ZM42 79H43V78H42ZM86 79H87V78H86ZM86 79H85V80H86ZM97 79H98V78H97ZM111 79H112V78H111ZM111 79H110V80H111ZM116 79H117V78H116ZM129 79H130V78H129ZM129 79H127V80H129ZM131 79H133V78L131 77ZM134 79H135V78H134ZM158 79H159V78H158ZM167 79H168V78H167ZM167 79H166V81H167ZM181 79H183V78H181ZM8 80H9V79H8ZM23 80H24V79H23ZM23 80H22V81H23ZM30 80H31V79H30ZM38 80H39V79H38ZM45 80H46V79H45ZM48 80H49V79H48ZM55 80H56V79H55ZM57 80H60V79H57ZM81 80H82V79H81ZM141 80H142V79H141ZM145 80H146V79H145ZM168 80H169V79H168ZM214 80H215V79H214ZM1 81H2V80H1ZM1 81H0V82H1ZM18 81H19V80H18ZM43 81H44V80H43ZM49 81H50V80H49ZM52 81H53V80H52ZM64 81H65V80H64ZM87 81H88V79H87ZM105 81H106V79H105ZM107 81H108V80H107ZM107 81H106V82H107ZM115 81H117V80H115ZM118 81H119V80H118ZM143 81H144V80H143ZM182 81H183V80H182ZM185 81H186V80H185ZM209 81H210V80H209ZM212 81H213V80H212ZM25 82H26V81H25ZM41 82H42V81H41ZM56 82H57V81H56ZM58 82H59V81H58ZM58 82H57V83H58ZM62 82H63V81H62ZM96 82H97V81H96ZM101 82H102V81H101ZM123 82H124V81H123ZM128 82H129V81H128ZM159 82H160V81H159ZM176 82H178V81H176ZM27 83H28V82H27ZM29 83H30V82H29ZM34 83H35V82H34ZM34 83H33V84H34ZM38 83H39V82H38ZM44 83H45V81H44ZM50 83H51V82H50ZM50 83H47V84H50ZM52 83H53V82H52ZM52 83H51V84H52ZM87 83H88V82H87ZM108 83H109V82H108ZM113 83H114V82H113ZM130 83H131V82H130ZM132 83H135V81L132 82ZM141 83L143 84V82H141ZM141 83H140V84H141ZM150 83H151V82H150ZM163 83H164V82H163ZM187 83H188V82H187ZM191 83H192V82H191ZM1 84L4 85L2 82H1ZM10 84H11V83H10ZM10 84H9V85H10ZM14 84H15V83H14ZM21 84H22V83H21ZM25 84H26V83H25ZM96 84H97V83H96ZM125 84H127L126 81H125ZM135 84H136V83H135ZM145 84H146V83H145ZM145 84H144V85H145ZM159 84H160V83H159ZM168 84H169V83H168ZM188 84H189V83H188ZM17 85H19V84H17ZM27 85H28V84H27ZM43 85H44V87H45V84H43ZM56 85H57V84H56ZM58 85H59V84H58ZM60 85H61V84H60ZM70 85H71V84H70ZM85 85H86V84H85ZM111 85H112V84H111ZM115 85H117V84H115ZM137 85H138V84H137ZM170 85H171V84H170ZM170 85H169V86H170ZM190 85H191V84H190ZM14 86H15V85H14ZM20 86H21V85H20ZM31 86H32V85H31ZM35 86H36V85H35ZM47 86H48V85H47ZM108 86H109V85H108ZM119 86H120V84H119ZM119 86H118V87H119ZM128 86H129V85H128ZM131 86H132V85H131ZM145 86H146V85H145ZM149 86H150V85H148V86H146V87H149ZM156 86H157V85H156ZM174 86H175V85H174ZM187 86H188V85H187ZM194 86H195V85H194ZM198 86H199V85H198ZM211 86H212V84H211ZM214 86H215V85H214ZM2 87H3V86H2ZM12 87H13V84H12ZM12 87H10V88H12ZM23 87H24V86H23ZM23 87H22V89H23ZM36 87H37V86H36ZM41 87H42V85H41ZM44 87H43V88H44ZM54 87H55V86H54ZM69 87H70V86H69ZM92 87H93V86H92ZM125 87H126V86H125ZM129 87H130V86H129ZM134 87H135V85H134ZM159 87H160V86H159ZM162 87H163V86H162ZM188 87H189V86H188ZM212 87H213V86H212ZM3 88H4V87H3ZM3 88H2V89H3ZM15 88H16V87H15ZM17 88H18V87H17ZM17 88H16V89H17ZM26 88H27V87H26ZM26 88H24V89H26ZM39 88H40V87H39ZM48 88H49V87H48ZM52 88H53V87H52ZM76 88H77V87H76ZM123 88H124V87H123ZM123 88H122V89H123ZM132 88H133V86H132ZM132 88H131V89H132ZM141 88H142V87H141ZM151 88H152V87H151ZM160 88H161V87H160ZM170 88H171V87H170ZM193 88H194V87H193ZM196 88L199 89L198 87H196ZM208 88H209V86H208ZM32 89H33V87H32ZM54 89H55V88H54ZM54 89H53V91H54ZM70 89H71V88H70ZM93 89H94V87H93ZM96 89H98V88H96ZM96 89H95V91H96ZM101 89H102V88H101ZM111 89L113 90V88H111ZM115 89H116V87L114 88V91H115ZM126 89H127V88H126ZM146 89L148 90V89H150V87H149V88H146ZM177 89H178V88H177ZM180 89H182V88L180 87ZM190 89H191V88H190ZM204 89H205V88H204ZM3 90H5V89H3ZM11 90H12V89H11ZM18 90H19V88H18ZM46 90H47V89H46ZM46 90L44 89V92H46ZM55 90H56V89H55ZM58 90H59V89H58ZM83 90H84V89H83ZM119 90H120V89H119ZM123 90H124V89H123ZM136 90H137V89H136ZM140 90H141V89H140ZM163 90H164V89H163ZM169 90H170V89H169ZM202 90H203V89H202ZM202 90H201V91H202ZM213 90H214V89H213ZM9 91H10V90H9ZM50 91H51V90H50ZM50 91L48 90L47 92H50ZM61 91H63V90H61ZM67 91H68V90H67ZM81 91H82V90H81ZM93 91H94V90H93ZM103 91H104V90H103ZM117 91H118V90H117ZM128 91H129V90H128ZM144 91H145V90H144ZM156 91H157V90H156ZM164 91H165V90H164ZM174 91H175V89H174ZM215 91H216V89H215ZM1 92H2V91H1ZM7 92H8V91H7ZM16 92H20V91H17V90H16ZM23 92H24V90H23ZM33 92H34V91H33ZM40 92H41V91H40ZM44 92H43V93H44ZM122 92H123V91H122ZM131 92H133V91H131ZM152 92H153V91H152ZM157 92H158V91H157ZM171 92H172V91H171ZM177 92H178V91H177ZM21 93H22V92H21ZM29 93H31V92H29ZM52 93H54V92H52ZM55 93H56V92H55ZM89 93H90V92H89ZM105 93H106V92H105ZM113 93H114V92H113ZM118 93H119V92H118ZM134 93H135V92H134ZM139 93H140V92H139ZM146 93H148V92H146ZM166 93H167V91H166ZM6 94H7V93H6ZM8 94H9V93H8ZM13 94H14V93H13ZM13 94H12V96H13ZM27 94H28V93H27ZM32 94H33V93H32ZM32 94H30V95L32 96ZM35 94H39V93L36 92ZM44 94H46V93H44ZM44 94H42V95H44ZM58 94H59V93H58ZM66 94H67V93H66ZM100 94H101V93H100ZM119 94H121V93H119ZM119 94H118V95H119ZM123 94H124V93H123ZM135 94H136V93H135ZM137 94H138V93H137ZM150 94H152V93H150ZM160 94H161V92H160ZM167 94H168V93H167ZM172 94H174V93H172ZM10 95H11V94H10ZM10 95H8V98L11 97ZM23 95H24V94H23ZM39 95H40V94H39ZM39 95L36 96V98L39 97ZM59 95H60V94H59ZM61 95H62V94H61ZM64 95H65V94H64ZM131 95H132V94H131ZM142 95H143V94H142ZM180 95H181V94H180ZM1 96H2V95H1ZM21 96H22V95L20 94V97H21ZM31 96H30V98H33V97H31ZM45 96H46V95H45ZM51 96H52V95H51ZM62 96H63V95H62ZM96 96H97V95H96ZM100 96H101V95H100ZM109 96H110V95H109ZM111 96H112V95H111ZM122 96H124V95H122ZM140 96H141V95H140ZM153 96H154V95H153ZM155 96H156V95H155ZM157 96H158V94H157ZM173 96H174V95H173ZM173 96H171V97H173ZM188 96H189V95H188ZM5 97H7V96H5ZM13 97H14V96H13ZM17 97L19 98V95H18ZM22 97H23V96H22ZM57 97H58V96H57ZM97 97H98V96H97ZM97 97H96V98H97ZM168 97H169V96H168ZM181 97L183 98V97H185V96L182 95ZM42 98H43V97H42ZM46 98H47V97H46ZM51 98H52V97H51ZM58 98H59V97H58ZM149 98H150V97H149ZM152 98H154V97H152ZM156 98H157V97H156ZM156 98H155V99H156ZM158 98H160V97H158ZM185 98H186V97H185ZM188 98H189V97H188ZM12 99H13V98H12ZM23 99H24V98H23ZM26 99H27V98H26ZM33 99H34V98H33ZM37 99H38V98H37ZM47 99H48V98H47ZM49 99H50V97H49ZM167 99H168V98H167ZM186 99H187V98H186ZM10 100H11V99H10ZM10 100H9V101H10ZM14 100H15V98H14ZM16 100H17V99H16ZM20 100H21V98H20ZM27 100H28V99H27ZM29 100H30V99H29ZM50 100H51V99H50ZM50 100H49V101H50ZM134 100H135V99H134ZM140 100H141V99H140ZM144 100H145V99H144ZM144 100H143V102H144ZM158 100H159V99H158ZM158 100H157V101H158ZM180 100H181V98H180ZM5 101L7 102L8 100H5ZM9 101H8V102H9ZM24 101H25V100H24ZM37 101H38V100H37ZM118 101H119V100H118ZM151 101H152V100H151ZM154 101H156V100H154ZM160 101H161V100H160ZM170 101H171V100H169V102H170ZM175 101H176V100H175ZM182 101H183V100H182ZM188 101H189V100H188ZM198 101H199V100H198ZM18 102H19V100H18ZM32 102H34V100H32ZM35 102H36V100H35ZM51 102H52V101H51ZM179 102H181V101H179ZM183 102H184V101H183ZM183 102H182V103H183ZM202 102H203V101H202ZM1 103H3V102H1ZM1 103H0V104H1ZM9 103H10V102H9ZM9 103H8V104H9ZM14 103H15V102H14ZM16 103H17V102H16ZM16 103H15V104H16ZM19 103L21 104V102H19ZM30 103H31V102H30ZM30 103H29V104H30ZM48 103H49V102H47V105H46L47 107L49 106ZM53 103H54V102H53ZM58 103H59V102H58ZM61 103H63L62 100H61ZM159 103H160V102H159ZM161 103H162V102H161ZM172 103H173V102H172ZM22 104H23V103H22ZM121 104H122V102H121ZM153 104H154V103H153ZM162 104H163V103H162ZM162 104H161V105H162ZM177 104H178V103H177ZM1 105H2V104H1ZM17 105H19V104L17 103ZM30 105H32V104H30ZM34 105L36 106V103H34ZM34 105H33V106H34ZM37 105H38V104H37ZM140 105H141V104H140ZM143 105H144V104H143ZM147 105H148V104H147ZM175 105H176V104H175ZM185 105H186V104H185ZM5 106H6V105H5ZM15 106H16V105H15ZM35 106H34V108L37 107V106H36V107H35ZM41 106H42V105H41ZM41 106H40V107H41ZM46 106H44V107L46 108ZM59 106H60V105H59ZM62 106H63V105H62ZM96 106H97V105H96ZM99 106H100V105H99ZM149 106H150V105H149ZM149 106H147V107H149ZM168 106H169V105H168ZM187 106H188V104H187ZM190 106H191V105H190ZM196 106H197V105H196ZM198 106H199V105H198ZM198 106H197V107H198ZM7 107L9 108V106H7ZM17 107H18V106H17ZM20 107H21V106H20ZM40 107H39V109L42 110V108H40ZM64 107H65V106H64ZM82 107H83V106H82ZM135 107H136V106H135ZM162 107H163V106H162ZM173 107H174V106H173ZM173 107H172V108H173ZM4 108H5V107H4ZM8 108H5V109H8ZM24 108H26V107H24ZM31 108H32V107H31ZM37 108H38V107H37ZM65 108H66V107H65ZM87 108H88V107H86V109H87ZM90 108H91V107H90ZM101 108H102V107H101ZM170 108H171V107H170ZM172 108H171V109H172ZM178 108H179V107H178ZM1 109H3V108L1 107ZM13 109H14V108H13ZM15 109H16V108H15ZM18 109H20V108H18ZM39 109H38V110H39ZM56 109H57V108H56ZM58 109H59V108H58ZM72 109H73V108H72ZM96 109H97V108H96ZM163 109H166V108H163ZM174 109H175V107H174ZM187 109H188V108H187ZM191 109H192V108H191ZM16 110H17V109H16ZM16 110H15V111H16ZM25 110H28V109L26 108ZM25 110H24V111H25ZM31 110H32V109H31ZM31 110H30V111H31ZM43 110H46V109H43ZM43 110H42V111H43ZM53 110H54V108H53ZM63 110H64V109H63ZM69 110H70V109H69ZM78 110H80V109H78ZM166 110H167V109H166ZM189 110H190V109H189ZM0 111H1V110H0ZM2 111H3V110H2ZM2 111H1V112H2ZM13 111H14V110H13ZM15 111H14V112H15ZM17 111H18V110H17ZM30 111H28V112H30ZM32 111H33V110H32ZM49 111H50V110H49ZM49 111H48V112H49ZM169 111H170V110H169ZM1 112H0V113H1ZM3 112H4V111H3ZM18 112H19V111H18ZM44 112H45V111H44ZM56 112H58V111L56 110ZM66 112H67V111H66ZM96 112H97V111H96ZM155 112H156V111H155ZM36 113H37V112H36ZM39 113H41V112H39ZM39 113H38V114H39ZM51 113H52V112H51ZM81 113H82V112H81ZM88 113H89V112H88ZM157 113H158V112H157ZM16 114H17V113H16ZM21 114H22V113H21ZM23 114H25V113H23ZM30 114H31V113H30ZM32 114H33V113H32ZM32 114H31V115H32ZM34 114H35V113H34ZM38 114H37V115H38ZM61 114H62V113H61ZM61 114H59V115H61ZM70 114H71V112H70ZM90 114H91V113H90ZM62 115H63V114H62ZM67 115H69V113H68ZM73 115H74V114H73ZM164 115H165V114H164ZM0 116H1V115H0ZM6 116H8V115H6ZM27 116H28V115H27ZM35 116H36V115H35ZM39 116H40V115H39ZM65 116H66V115H64V117H65ZM16 117H18V116H16ZM31 117H32V116H31ZM79 117H80V116H79ZM93 117H94V116H93ZM2 118H3V117H2ZM11 118H12V117H11ZM28 118H29V117H28ZM32 118H33V117H32ZM70 118H72V116H71ZM70 118H69V119H70ZM77 118H78V117H77ZM3 119H4V118H3ZM22 119H23V118H22ZM29 119H30V118H29ZM45 119H46V118H45ZM56 119H57V118H56ZM67 119H68V118H67ZM135 119H136V118H135ZM0 120L2 121V119H0ZM11 120H12V119H11ZM26 120H27V119H26ZM62 120H63V117H62ZM78 120H79V119H78ZM18 121H19V120H18ZM31 121H32V120H31ZM35 121H36V120H35ZM52 121H53V120H52ZM56 121H57V120H56ZM58 121H59V118H58ZM65 121H67V120H65ZM11 122H12V121H11ZM38 122H39V121H38ZM2 123H3V122H2ZM20 123H21V122H20ZM34 123H37V122H34ZM45 123H46V122H45ZM45 123H44V124H45ZM54 123H55V120H54ZM64 123H65V122H64ZM71 123H72V122H71ZM147 123H148V122H147ZM3 124H4V123H3ZM9 125H10V124H9ZM15 125H16V124H15ZM21 125H22V124H21ZM29 125H30V124H29ZM32 125H33V124H32ZM42 125H43V124H42ZM65 125H67V124H65ZM148 125H149V124H148ZM1 126H2V125H0V127H1ZM25 126H26V125H25ZM37 126H38V125H37ZM15 127H16V126H15ZM26 127H27V126H26ZM29 127H30V126H29ZM48 127H49V126H48ZM55 127H56V126H55ZM4 128H5V127H4ZM6 128H7V127H6ZM8 128H9V127H8ZM16 128H17V127H16ZM30 128H31V127H30ZM33 128H34V127H33ZM33 128H32V129H33ZM50 129H51V128H50ZM0 130H1V129H0ZM11 130H12V129H11ZM34 130H35V129H34ZM57 130H59V129H57ZM29 131H30V130H29ZM47 131H48V130H47ZM47 131H45V132L47 133ZM1 132H2V131H1ZM5 132H6V131H5ZM11 132H12V131H11ZM21 132H22V131H21ZM49 132H50V131H49ZM52 132H53V131H52ZM27 133H28V132H27ZM50 134H51V132H50ZM97 134H98V133H97ZM2 135H3V134H2ZM6 135L8 136V134H6ZM11 135H12V134H11ZM26 135H27V134H26ZM36 135H37V133H36ZM36 135H35V136H36ZM31 136H32V135H31ZM35 136H34V137H35ZM37 136H38V135H37ZM3 137H5V136H3ZM18 137H19V136H18ZM22 137H23V135H22ZM49 137H50V136H49ZM110 137H111V136H110ZM112 137H113V136H112ZM20 138H21V137H20ZM26 138H27V137H26ZM26 138H25V139H26ZM31 138H32V137H31ZM5 139H6V138H5ZM5 139H4V140H5ZM21 139H22V138H21ZM11 140H12V138H11ZM7 141H8V140H7ZM0 143H1V142H0ZM2 143H4V141H3ZM8 143H9V142H8ZM11 144H12V143H11ZM11 144H10V145H11ZM1 145H2V144H1ZM3 146H4V145H3ZM11 146H12V145H11ZM13 147H14V146H13ZM2 148H3V147H2ZM0 149H1V148H0ZM13 149H14V152H15V151H16L15 148H13ZM4 150H5V149H4ZM8 150H9V149H8ZM18 150H19V149H18ZM18 150H17V151H18ZM5 152H6V151H5ZM7 152H8V151H7ZM9 152H10V151H9ZM9 152H8V153H9ZM18 152L20 153V151H18ZM2 154H3V153H2ZM16 154H17V153H16ZM27 154H28V153H27ZM27 154H26V155H27ZM3 155L6 156V154H3ZM21 155H22V154H21ZM23 155H25V153H24ZM9 156H10V155H9ZM9 156H8V157H9ZM15 156H16V155H15ZM15 156H14V157H15ZM19 156H20V155H19ZM6 157H7V156H6ZM24 157H25V156H24ZM2 158H3V156H2ZM4 158H5V157H4ZM9 158H10V157H9ZM12 158H13V157H12ZM15 158H16V157H15ZM21 158H22V157H21ZM0 159H1V157H0ZM16 159H17V158H16ZM6 160H7V159H6ZM6 160H4L5 163H7ZM9 160H10V159H8V162H9ZM1 161H3V159H1ZM1 161H0V162H1ZM15 161H16V160H15ZM15 161H14V162H15ZM12 162H13V161H12ZM19 162H20V161H19ZM9 163H10V162H9ZM2 164H3V163H2ZM2 164H1V165H2ZM17 164H18V163H17ZM11 165H12V164H11ZM11 165H10V166H11ZM4 166H5V165H4ZM12 166H14V165H12ZM2 167H3V166H2ZM15 167H16V166H14V168H15ZM6 169H7V168H6ZM9 169H10V168H9ZM1 170H2V169H1ZM4 170H5V169H4ZM13 170H14V169H13ZM0 172H1V171H0ZM3 172H4V171H3ZM4 176H5V175H4ZM17 178H18V177H17ZM3 180H4V179H3ZM6 180H7V179H6ZM4 182H5V181H4ZM9 182H10V181H9ZM16 182H18V181H16ZM105 182H106V181H105ZM105 182H104V183H105ZM18 183H19V182H18ZM104 183H103V184H104ZM4 184H5V183H4ZM6 185H7V184H6ZM19 185H20V184H19ZM23 185H24V184H23ZM105 186H107V185H105ZM18 187H19V186H18ZM0 188H1V187H0ZM20 188H21V187H20ZM94 188H95V187H94ZM4 189H6V188L4 187ZM7 189H8V188H7ZM13 189H14V187H13ZM17 189H18V188H17ZM2 190H3V188H2ZM2 190H1V191H2ZM81 191H82V190H81ZM8 192H9V191H8ZM13 192L15 193V191H13ZM16 192H17V191H16ZM43 192H44V191H43ZM2 193H3V191H2ZM4 193H6V192H4ZM80 194H81V193H80ZM2 195H3V194H2ZM2 195L0 194L1 197H2ZM9 195H10V194H9ZM83 195H84V194H83ZM232 197H233V196H232ZM1 199H2V198H1ZM225 201H226V200H225ZM231 201H233V200H230V203H231ZM221 203H222V202H221ZM234 204H235V203H234ZM228 205H229V204H228ZM228 205H227V206H228ZM231 205H232V204H231ZM222 206H223V205H222ZM229 207H230V206H229ZM234 207H236V206H234ZM239 207H240V206H239ZM221 208H223V207H221ZM227 209H229V208H227ZM224 210H225V209H224ZM221 211H222V210H221ZM226 211H227V210H226ZM220 213H221V212H219V214H220ZM229 214H230V213H228V215H229ZM222 217H223V216H222ZM224 217H226V215H225ZM227 217H229V216H227ZM260 218H262V217H260ZM262 219H263V218H262ZM237 221H238V220H237ZM262 221L264 222V220H262ZM263 222H262V224H263ZM236 223H237V222H236ZM259 225H260V222H259ZM26 235H27V234H26ZM20 236H21V235H20ZM32 237H33V236H32ZM22 238H23V237H22ZM27 238H28V237H27ZM9 240H10V239H9ZM9 240H8V241H9ZM17 240H18V239H17ZM33 240H34V239L29 240V241H28L29 244H30L31 242H33ZM36 240H37V239H36ZM21 241H22V240H21ZM24 243H25V242H24ZM9 244H10V243H9ZM37 244H38V243H37ZM40 245H41V244H40ZM6 247H7V246H6ZM11 248H12V247H11ZM11 248H10V249H11ZM39 248H40V247H39ZM44 249H45V248H44ZM2 250H3V249H2ZM19 250H20V249H19ZM46 251H47V249H46ZM1 253H3V252H1ZM9 253H10V252H9ZM11 253H13V252H11ZM40 253H41V252H40ZM176 253H177V252H176ZM15 254H16V253H15ZM46 255H47V254H46ZM4 256H5V255H4ZM13 256L16 257V258H15V264H50V263H48V262L46 263V259L40 257V255H39V253H38L37 250L32 249V248H29V247H25V246L19 251V253H17L16 255H13ZM53 256H54V255H53ZM185 256H186V255H185ZM185 256H184V258H185ZM0 257H1V256H0ZM43 257H44V256H43ZM48 257H49V256H48ZM50 257H51V256H50ZM59 257H60V256H59ZM13 258H14V257H13ZM181 258H182V257H181ZM47 259H48V258H47ZM63 259H64V257H63ZM50 260H51V259H50ZM59 260H60V259H59ZM48 261H49V260H48ZM55 261H56V259H55ZM2 262H3V261H2ZM10 262H12V259H8V261L5 262L4 264H9ZM52 262H54V261H52ZM52 262H51V263H52ZM52 264H53V263H52ZM76 264H77V263H76Z\"/></svg>","mask_w":264,"mask_h":264}]
</instances>
